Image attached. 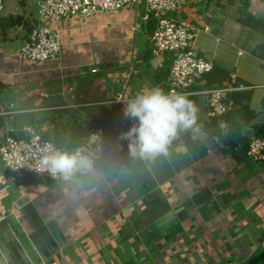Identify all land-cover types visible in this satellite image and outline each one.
Wrapping results in <instances>:
<instances>
[{"label": "crops", "instance_id": "obj_1", "mask_svg": "<svg viewBox=\"0 0 264 264\" xmlns=\"http://www.w3.org/2000/svg\"><path fill=\"white\" fill-rule=\"evenodd\" d=\"M41 1L8 0L0 15V147L14 130L19 140L33 133L73 151L105 115L108 174L77 189L34 175L18 184L0 165V264H245L263 251L264 163L252 162L244 143L214 140L222 119L215 125L208 116L204 92L229 88L230 124L249 120L244 132L234 131L257 137L264 33L246 21L249 8L264 19V0H190L172 16L196 28L193 49L225 78L222 86L205 88L203 79L189 89L199 131L180 132L169 154L154 161H132L119 139L133 124L123 115L128 97L154 86L169 92L172 57L153 54L146 0L62 20L58 59L23 61L27 22L48 24ZM117 162L122 167L113 171Z\"/></svg>", "mask_w": 264, "mask_h": 264}, {"label": "built area", "instance_id": "obj_2", "mask_svg": "<svg viewBox=\"0 0 264 264\" xmlns=\"http://www.w3.org/2000/svg\"><path fill=\"white\" fill-rule=\"evenodd\" d=\"M138 0H43L38 4L41 20L48 24L34 25L28 42L19 50L21 60L32 62H51L58 59L62 48L63 30L59 26L62 20L81 16L89 17L97 12H116L131 2ZM190 0H146L145 21L155 20V28L151 36L153 54L160 57L171 55L172 64L168 77L169 92L188 95L194 83L213 71L210 61L200 57L193 49L197 30L186 21H176L173 15L179 13ZM4 8V0H0V14ZM232 80L236 78L233 75ZM229 88H216L204 92L207 95L206 106L210 118H223L230 110L225 102ZM120 99H122L120 97ZM222 136L228 133L229 127L223 120L219 123ZM104 128L91 133L86 141L78 147L86 146L89 138L96 135L105 146L104 156L110 149V142ZM0 147V165L8 167L14 180L21 184L26 176L34 175L43 179H58L47 171L39 170L42 155L51 149H61L41 136L33 134L28 139L19 140L12 134ZM220 141V138H215ZM76 147V148H78ZM75 148V149H76ZM63 150V149H61ZM246 156L255 163H264V138L253 137L249 143Z\"/></svg>", "mask_w": 264, "mask_h": 264}, {"label": "clouds", "instance_id": "obj_3", "mask_svg": "<svg viewBox=\"0 0 264 264\" xmlns=\"http://www.w3.org/2000/svg\"><path fill=\"white\" fill-rule=\"evenodd\" d=\"M124 105L123 115L133 124L119 139L127 142L132 161H154L167 156L180 132L199 131L198 107L186 94L147 87L128 97ZM104 152L103 142L92 135L86 146L73 151H46L39 161V170L58 178L50 180H62L83 189L108 174L102 164ZM120 167L117 162L113 171Z\"/></svg>", "mask_w": 264, "mask_h": 264}, {"label": "trees", "instance_id": "obj_4", "mask_svg": "<svg viewBox=\"0 0 264 264\" xmlns=\"http://www.w3.org/2000/svg\"><path fill=\"white\" fill-rule=\"evenodd\" d=\"M249 1V0H248ZM3 12V11H2ZM248 12V16H247V21H246V24L248 25V26H250V27H252L253 29H255V30H257V31H260V32H262V33H264V19H258V18H256V17H254L252 14H251V12H250V8H249V10L247 11ZM2 14V13H1ZM0 14V15H1ZM14 19V21L16 22V23H18V24H20V22H19V20L18 19H16V18H12V20ZM16 19V20H15ZM18 21V22H17ZM150 22L152 23V25L154 26V28H155V20H154V18H152L151 20H150ZM27 27H26V29H29V27H30V32H31V30H32V28H33V26H31V23H29V22H27ZM29 36H30V34H29ZM29 40V39H28ZM28 42V41H27ZM26 42V43H27ZM25 43V44H26ZM24 44V45H25ZM23 45V46H24ZM22 46V47H23ZM170 64H172V58H170ZM214 70V69H213ZM169 71H170V69H169ZM169 71H167L166 72V78L169 76ZM224 78H225V76L223 75V74H220V72H218V71H213V72H210V73H208V74H206V75H204L203 77H202V80L203 79H205L206 80V85H204L205 86V88H211V86L210 85H212L213 83H217L218 84V86H222L223 85V80H224ZM158 79L160 80V76H158ZM200 83V81H197V82H195L194 83V87L193 88H195V87H197V84H199ZM204 88V87H203ZM231 96H232V94H230L229 92L227 93V96H226V100H225V102L227 103V101H228V99H230L231 98ZM228 104V103H227ZM236 106V105H235ZM232 112V113H231ZM231 112H228L226 115H225V117H224V119H225V122L227 121V122H229V117H230V115L231 114H234L235 115V113L233 112V111H231ZM240 112H243V110H240ZM108 116H109V113H108ZM110 119L111 118H107V117H105V115H103V116H101L100 118H98V120H97V122H96V124H95V126L94 127H92L93 129H95V130H89L90 132H89V135L91 134V133H93V132H95V131H97V130H99L100 128H103L104 126H106V125H108L109 124V122H110ZM214 119V122L213 123H215V125L217 124V121H219L220 120V118H213ZM219 119V120H218ZM222 120H223V118H221ZM224 121V120H223ZM240 122V121H239ZM238 121H237V125H232V124H230V122H229V130H228V133L225 135V136H222V134L220 133V130H218L219 131V133H218V136H215L214 137V140H215V138H217V137H219L220 138V141H217V142H223V141H227V143H232V142H234V144L233 145H236V144H238L239 142H241V143H244L245 145H246V152H245V154L247 153V151H248V149H249V143H250V140H251V138L250 139H248V138H245V135L243 134V135H237V133H236V131H234V129H236L235 127H239V129L238 130H240L241 132H244V129H245V127L246 126H249V120L246 122V123H244L243 125L242 124H240ZM96 127V128H95ZM217 127H218V124H217ZM257 137L258 138H264V126L262 127H259L258 129H257ZM13 136L14 137H16L17 139H19L15 134H13ZM88 136V135H87ZM88 137H86V139H87ZM28 139V138H27ZM21 140V139H20ZM216 141V140H215ZM245 264H264V250L263 251H261L260 253H258V254H255L254 256H252L247 262H245Z\"/></svg>", "mask_w": 264, "mask_h": 264}, {"label": "rangeland", "instance_id": "obj_5", "mask_svg": "<svg viewBox=\"0 0 264 264\" xmlns=\"http://www.w3.org/2000/svg\"><path fill=\"white\" fill-rule=\"evenodd\" d=\"M7 7H8V0H5V9H4V11L2 12V14L8 11L9 8H7ZM29 7H30L32 10H34V8H35V3H34V2H29ZM170 67H171V66H170ZM169 73H170V71H169ZM168 77H169V76H168ZM10 122H11V120H10ZM13 124H14V126L17 125V119H14V120H13ZM14 126H13V127H14ZM4 138H5V137H4ZM4 141H5V140H2V144H3ZM2 144H1V145H2Z\"/></svg>", "mask_w": 264, "mask_h": 264}]
</instances>
